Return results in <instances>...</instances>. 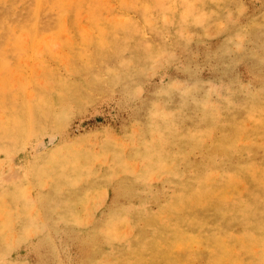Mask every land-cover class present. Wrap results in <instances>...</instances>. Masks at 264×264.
<instances>
[{
    "label": "rangeland",
    "instance_id": "rangeland-1",
    "mask_svg": "<svg viewBox=\"0 0 264 264\" xmlns=\"http://www.w3.org/2000/svg\"><path fill=\"white\" fill-rule=\"evenodd\" d=\"M0 264H264V0H0Z\"/></svg>",
    "mask_w": 264,
    "mask_h": 264
}]
</instances>
